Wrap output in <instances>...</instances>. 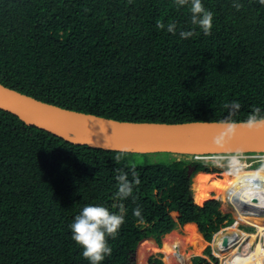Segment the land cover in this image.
<instances>
[{"label":"trees","instance_id":"obj_1","mask_svg":"<svg viewBox=\"0 0 264 264\" xmlns=\"http://www.w3.org/2000/svg\"><path fill=\"white\" fill-rule=\"evenodd\" d=\"M202 4L213 14L211 35L195 28L182 39L181 31L193 30L190 4L174 0H0V83L119 121H247L254 107L264 113V5ZM132 165L140 184L118 200L116 170ZM227 169L170 153L74 144L0 110V264H89L70 229L88 204L126 210L101 264H135L139 246L140 254L150 243L160 247L165 234L192 225L210 242L233 224L217 199ZM197 177L206 179V197ZM210 261L205 244L191 264ZM148 264L164 262L154 254Z\"/></svg>","mask_w":264,"mask_h":264},{"label":"water","instance_id":"obj_2","mask_svg":"<svg viewBox=\"0 0 264 264\" xmlns=\"http://www.w3.org/2000/svg\"><path fill=\"white\" fill-rule=\"evenodd\" d=\"M0 110L71 143L106 150L182 157L264 154V126L248 128L245 121H119L49 104L1 83ZM230 123H235L231 130ZM193 169L189 166L188 175ZM250 201L258 203L259 198Z\"/></svg>","mask_w":264,"mask_h":264},{"label":"clouds","instance_id":"obj_3","mask_svg":"<svg viewBox=\"0 0 264 264\" xmlns=\"http://www.w3.org/2000/svg\"><path fill=\"white\" fill-rule=\"evenodd\" d=\"M174 2L178 7L190 4L191 24L193 25V30L181 31L180 37L182 39H188L195 35V28H199L205 36L211 35L213 14L203 6L202 0H174ZM259 2L264 5V0H259ZM233 6L237 8V10L241 7L239 4H234ZM157 28L164 29L165 25L162 22H157ZM176 28L177 25L174 22H170L167 25V31L169 33L175 34ZM229 107L239 110L240 105L238 102H233ZM244 124L248 128L264 126V113H262L259 108L254 107ZM234 127L235 123L229 124V130ZM222 140V137L217 138L216 143L219 144ZM228 156L231 157L224 159L229 168H234L239 165L240 157L238 155ZM117 160H119V157H117ZM261 170H264V167H262ZM116 173L115 180L117 181V192L115 195L118 200H125L132 196L134 188L140 184L139 173L135 170V165H132L128 172L117 169ZM129 175L131 176V179H129ZM133 199L135 198L133 197ZM217 199H219V197H217ZM118 208L119 212L114 213L102 205H85L70 225L72 239L83 249V257L89 261V264H101L106 256L111 255L112 249L108 244V238L111 237L115 239L119 229L125 222V207L123 204H119ZM224 211L226 210L221 212L230 215V213ZM140 214L141 210L138 207L134 209V215L139 217ZM230 217L232 218L231 215ZM223 229L218 232L216 231L213 234L212 240L205 243L212 248V245L214 246V243L212 242L213 238L217 236L219 232L220 234H223ZM205 257L208 259L207 256ZM210 263L215 264L211 261Z\"/></svg>","mask_w":264,"mask_h":264},{"label":"built area","instance_id":"obj_4","mask_svg":"<svg viewBox=\"0 0 264 264\" xmlns=\"http://www.w3.org/2000/svg\"><path fill=\"white\" fill-rule=\"evenodd\" d=\"M218 155L217 157H220ZM241 159L253 158L244 166L237 165V171L240 169H254L261 170L262 167L254 168L255 164H264V154H240ZM202 157V156H196ZM231 157V156H227ZM236 171V172H237ZM264 171V170H261ZM243 184L235 185L228 188L223 197L225 205L228 206V210L224 211L230 213L234 219L233 225L223 229V264H264V186L257 185V183L263 184L260 179H252ZM243 188L241 189V187ZM264 185V184H263ZM259 187L253 192H249L251 188ZM240 190V194L244 195L242 198L235 197V193ZM250 193V194H249ZM252 196H257L259 202L255 203L250 201ZM232 198V199H231ZM240 231L241 233L235 232ZM242 235L239 237V235ZM251 238L254 241L250 244ZM259 244V253L255 255L257 245Z\"/></svg>","mask_w":264,"mask_h":264},{"label":"rangeland","instance_id":"obj_5","mask_svg":"<svg viewBox=\"0 0 264 264\" xmlns=\"http://www.w3.org/2000/svg\"><path fill=\"white\" fill-rule=\"evenodd\" d=\"M179 157L180 155H174ZM218 155H206V156H202V157H191V156H184V159H188V160H199V161H209V162H215L217 165H227L226 160L224 158H227V156H223L221 155L220 157H217ZM181 157V156H180ZM253 158H247V159H241V161L243 162H249V160H251ZM259 167H264V164H255L254 168H259ZM238 167H234V168H229L227 170H224L221 174L226 176L225 180L222 182L223 183V187L221 190V193L219 195V206H220V210L223 212L224 208L222 206V204H225L224 201V197L223 194L225 192L226 189H228V185H226V183H228V181H232L233 184L236 185V182H246L252 179H260L264 182V174H260V171H256V172H251V170L248 168L245 169H240L239 171H237ZM237 171V172H236ZM227 178V179H226ZM229 179V180H228ZM196 186L198 188L199 191V195L205 196L206 197V192L204 190V185L206 182V179L203 177H197L196 178ZM225 183V184H224ZM256 185H263L261 183H257ZM264 186V185H263ZM197 231V238H193V234L195 233V231H187L186 233H183L181 230L179 229H175V234H173L172 237H178L179 241H181L182 244H184V248L183 251L185 253V255L188 256L189 258V262L191 264V259L193 258V256L199 255L201 248L206 244L202 238L199 235L198 229H196ZM220 232L217 234V236H215L213 238V243L214 246L212 245V253L215 257V261H211L215 264H222L221 261H223V254H221V252L218 251V249L215 246V243L217 242ZM196 240V241H195ZM163 241V237L161 240V243ZM195 241V242H194ZM215 241V242H214ZM139 249L140 246L138 247L137 251H136V255H135V264H148V258L151 255L154 254H160L161 258H163L164 254L162 253V251L160 250H153L151 252L147 251L144 255V258H141V254L139 253ZM183 260H180L179 262L177 260H175V264H183ZM217 262V263H216Z\"/></svg>","mask_w":264,"mask_h":264},{"label":"bare ground","instance_id":"obj_6","mask_svg":"<svg viewBox=\"0 0 264 264\" xmlns=\"http://www.w3.org/2000/svg\"><path fill=\"white\" fill-rule=\"evenodd\" d=\"M234 156V155H233ZM239 165L241 166H244L245 163L239 161ZM251 172H256V171H260L261 173L260 174H264V171H261V170H254V169H250ZM229 180V179H228ZM239 184H243V183H240V182H236V185L238 186ZM226 185H228V188L231 187V186H234L235 184L232 183V181H228V183H226ZM242 186V185H241ZM257 186V185H256ZM263 186V185H262ZM243 188V186L241 187V189ZM251 188V187H250ZM258 189V191H260L259 187H256V188H251L249 190V192H253V191H256ZM247 194V192L244 193V195ZM250 194V193H249ZM242 193L240 194V190L237 191L235 193V197L239 198V197H243L244 196ZM232 199V198H231ZM196 226L195 225H192L190 228H189V231H195V233L193 234V238H197V230H196ZM235 232H238L237 230H234ZM175 230L165 234L163 236V241L161 243V246L160 247H157L155 244L153 243H150L146 246H143L141 248V258H144V255L147 251L151 252L153 250H160L162 251V253L164 254L162 260L164 262V264H175V260H177L178 262L180 260H183V264H190L189 262V258L187 255H185L184 251H183V246L184 244L181 243V241H179V238L178 237H172ZM199 232V231H198ZM238 233H241L240 231ZM239 237L242 236L240 234H238ZM219 238L217 240V242L215 243V246L216 248L218 249L219 252H221V254H223V234H219L218 235ZM250 240V244L254 241V238H251L249 239ZM196 241V240H195ZM194 241V242H195ZM259 253V244L257 245V248H256V252H255V255H258ZM258 258H260V256L258 255ZM222 262V261H221Z\"/></svg>","mask_w":264,"mask_h":264},{"label":"flooded vegetation","instance_id":"obj_7","mask_svg":"<svg viewBox=\"0 0 264 264\" xmlns=\"http://www.w3.org/2000/svg\"><path fill=\"white\" fill-rule=\"evenodd\" d=\"M223 176V181L225 180V177L226 176H224V175H222ZM204 178V177H203ZM227 179V178H226ZM226 181V180H225ZM225 184V183H224ZM264 184V183H263ZM235 186V185H234ZM234 186H231V187H234ZM222 187H223V184H222ZM231 187H229V188H231ZM205 190V189H204ZM227 190V189H226ZM225 190V191H226ZM207 196V195H206ZM209 196V195H208ZM219 197V196H218ZM222 206H223V208H224V210H228L229 208H228V206L227 205H225V204H222Z\"/></svg>","mask_w":264,"mask_h":264}]
</instances>
